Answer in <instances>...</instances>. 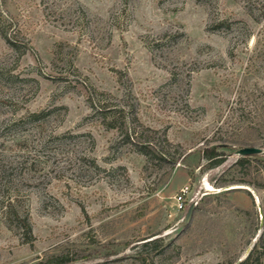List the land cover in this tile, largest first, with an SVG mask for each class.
I'll use <instances>...</instances> for the list:
<instances>
[{
  "label": "rangeland",
  "instance_id": "rangeland-1",
  "mask_svg": "<svg viewBox=\"0 0 264 264\" xmlns=\"http://www.w3.org/2000/svg\"><path fill=\"white\" fill-rule=\"evenodd\" d=\"M0 20L18 42L0 34V264H140L156 237L149 264L248 254L264 231V0H0ZM207 141L229 155L203 171ZM245 146L263 148L248 174L232 167Z\"/></svg>",
  "mask_w": 264,
  "mask_h": 264
},
{
  "label": "trees",
  "instance_id": "trees-1",
  "mask_svg": "<svg viewBox=\"0 0 264 264\" xmlns=\"http://www.w3.org/2000/svg\"><path fill=\"white\" fill-rule=\"evenodd\" d=\"M0 34L12 47L17 49L18 42L16 35L9 34L8 30L2 28L1 20H0ZM112 125H113L112 127H116L115 124ZM220 128L221 126L219 127V129ZM135 133H136L135 131L131 133L126 129V135L130 139L135 137L134 136ZM136 136H138V134H136ZM142 145L143 146L142 148H140V152L150 158H154L157 157L159 154H163V152H160L159 150H157V148L153 146L151 147V145L150 146L148 144H142ZM223 147H225V144H220V143L212 144L210 141H207L205 145H203L201 148L198 149V152L201 154L202 159H204V166L201 168L203 171L205 170V168L212 169L218 167L226 161L229 154L225 150H222ZM252 161L254 160H252V158L249 156H240L232 165V167L238 170H242L244 171V173L248 174ZM259 162L264 163V160H259ZM188 173L192 179L195 178L194 171L189 170ZM224 177L225 174H223L219 179L215 181V185L218 187H224L227 184H231V183L246 182L245 180L242 179L228 180L227 178ZM162 242H163V238L156 237L151 240L143 241L139 243L138 247L140 249L139 251L140 264H149L148 260L152 257H150L149 254H145L144 252L149 249L151 250L158 249L162 244ZM72 261H73L72 258H68L65 255H51L49 257L41 259L36 264H69ZM236 262L237 261L235 260L233 262H220L218 264H235ZM238 264H264V231L262 232L260 237L256 240L255 244L248 252V254Z\"/></svg>",
  "mask_w": 264,
  "mask_h": 264
},
{
  "label": "water",
  "instance_id": "water-1",
  "mask_svg": "<svg viewBox=\"0 0 264 264\" xmlns=\"http://www.w3.org/2000/svg\"><path fill=\"white\" fill-rule=\"evenodd\" d=\"M263 151V148L261 147H256V146H245L242 147L240 149L237 150V154L240 156H249V155H253V154H259ZM231 188H235V187H231ZM242 188V187H240ZM197 204L193 203L190 205L184 219H183V224L184 225H188L191 220L192 217L194 215V211L196 209ZM242 259L238 260L235 264H238Z\"/></svg>",
  "mask_w": 264,
  "mask_h": 264
}]
</instances>
